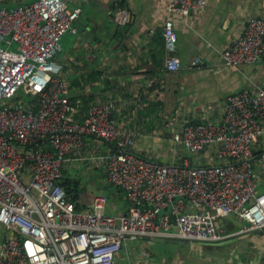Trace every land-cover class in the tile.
Here are the masks:
<instances>
[{"label": "built area", "instance_id": "built-area-1", "mask_svg": "<svg viewBox=\"0 0 264 264\" xmlns=\"http://www.w3.org/2000/svg\"><path fill=\"white\" fill-rule=\"evenodd\" d=\"M69 1L0 0L11 5L0 7V226L9 233L0 242V264H118L122 247L128 254L140 239L218 243L237 234L262 235L264 86L227 97L215 122L182 124L172 141L196 164L177 154L160 162L128 152L136 136L121 129L113 102H92L81 114L68 98L60 41L75 32L81 14L68 8ZM205 7L206 0L167 3L162 36L168 72L181 65L173 17ZM125 19L122 13L116 22ZM263 55L264 20L256 16L220 59L224 68L237 69ZM200 63L195 57L191 66ZM79 163L88 172L99 169L108 186L123 192L126 213L107 214L103 195L76 210L58 181ZM229 216L245 225L227 236L217 225Z\"/></svg>", "mask_w": 264, "mask_h": 264}, {"label": "crops", "instance_id": "crops-1", "mask_svg": "<svg viewBox=\"0 0 264 264\" xmlns=\"http://www.w3.org/2000/svg\"><path fill=\"white\" fill-rule=\"evenodd\" d=\"M168 2L70 0L68 8H79L81 14L73 24L75 32L62 37L58 59L69 73L71 91L77 93L70 99L74 104L83 98L87 106L92 102H113L121 129L136 136L128 152L160 162H168L177 154V159L196 164L194 157L172 141L182 124L215 122L221 117L227 97L246 88L264 86V55L257 63L237 69L224 68L220 59L221 51L242 35L249 19L258 16L264 20V0H206L202 12L173 17L176 55L181 63L176 72H168L164 65L169 57L162 36ZM122 13L126 19L120 24L116 17ZM68 38L73 39V44ZM195 57L201 60L198 68L191 66ZM91 147L86 143L87 150ZM80 166L82 174L105 181L99 169L88 172ZM99 195L108 198L107 214L126 212L127 203L120 190ZM95 196L98 195L82 200V210L90 207ZM220 220L217 230L227 236L238 233L245 225L233 216ZM8 235L0 226V242ZM229 240L233 242L220 245ZM208 244L185 246L162 258L153 251L156 244L140 239L129 245L126 264H264V233L237 234ZM224 248L231 250L219 253ZM120 255L121 252L118 259Z\"/></svg>", "mask_w": 264, "mask_h": 264}, {"label": "rangeland", "instance_id": "rangeland-1", "mask_svg": "<svg viewBox=\"0 0 264 264\" xmlns=\"http://www.w3.org/2000/svg\"><path fill=\"white\" fill-rule=\"evenodd\" d=\"M67 34V33H66ZM69 35V32H68ZM67 35V36H68ZM67 36L65 38H67ZM68 42L71 44H73V39L68 38ZM61 45V43H60ZM0 48H5L4 45L0 44ZM16 45L13 44L10 48V50L15 51L16 50ZM82 164H77L76 167H71L70 171L71 175L75 178L77 176H79V184H80V189H81V193L83 198L82 199H86L93 197L94 195H99V194H106V193H110L111 191L113 192V190H115L114 188L108 186L105 181L103 180V178L99 177V176H88L85 174H82V166H80ZM81 168V169H80ZM80 171V172H79ZM110 191V192H109ZM180 248H183L182 246H177V245H173V244H165L162 246H155L153 247V251L157 252V254H161V257H167V256H171L172 253L180 250ZM230 251L231 248H224V250H219V253H222L223 251ZM126 250L125 248L122 247L121 249V255H120V259L117 261L118 264H126Z\"/></svg>", "mask_w": 264, "mask_h": 264}, {"label": "trees", "instance_id": "trees-1", "mask_svg": "<svg viewBox=\"0 0 264 264\" xmlns=\"http://www.w3.org/2000/svg\"><path fill=\"white\" fill-rule=\"evenodd\" d=\"M9 6H11V5L0 4V7H9ZM80 100L81 101L75 105H79V107H80L79 112L82 114V113L86 112V110H87L88 101L84 98L80 99ZM58 184L63 189L65 196H66V199L70 203L75 205L76 210H82L81 203H83V201H82L83 199H82V193H81L80 184H79V176L74 178L71 175V172L63 171V175H62L61 179L58 181ZM124 213H126V212H124ZM141 240H143V239H141ZM157 246H162V245H157Z\"/></svg>", "mask_w": 264, "mask_h": 264}, {"label": "water", "instance_id": "water-1", "mask_svg": "<svg viewBox=\"0 0 264 264\" xmlns=\"http://www.w3.org/2000/svg\"><path fill=\"white\" fill-rule=\"evenodd\" d=\"M76 91L72 90L68 93V98L71 99L72 97H74V95H76ZM163 212L165 213L166 210H163ZM221 222V220H219V223ZM146 242H152L154 243V245H165V244H173V245H177V246H191V245H196V246H200L202 247L203 245H209L208 243H201V242H189V241H181V240H164V239H145ZM233 240H229V241H224L222 243H220V245H226L229 243H232Z\"/></svg>", "mask_w": 264, "mask_h": 264}]
</instances>
